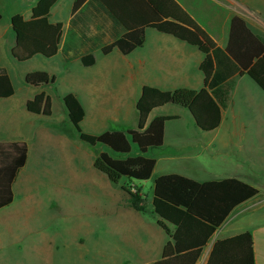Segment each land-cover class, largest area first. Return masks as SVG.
I'll return each instance as SVG.
<instances>
[{
  "label": "crops",
  "instance_id": "0c3cea01",
  "mask_svg": "<svg viewBox=\"0 0 264 264\" xmlns=\"http://www.w3.org/2000/svg\"><path fill=\"white\" fill-rule=\"evenodd\" d=\"M16 1L29 4L30 7L26 12L17 9L14 15L22 14L29 19L39 0ZM131 1L151 22L173 20L185 24L199 31L213 47L226 48L231 20L236 15L243 17L255 34L264 37V0ZM74 4L75 0H59L51 10V21L63 23L65 32L74 14ZM40 56L37 55L29 61L35 63ZM95 56L96 64L92 67H84L80 60L66 63L60 53L50 58V61L41 62L38 67H33L32 62L30 68L19 72V78L24 79L26 86L24 93L18 95L15 88L12 97L0 99V142L24 141L29 147L27 163L18 173L13 185L14 201L0 211L10 216L11 208L23 201L24 206L36 190H98L103 202L93 210L92 216L98 221V228L82 231L81 236H76L72 243L82 247L90 241L99 240L110 250L112 243L118 242L123 245L109 255L112 260L109 264L155 263L163 258L164 247L175 233V226L164 222L166 230L160 225L162 220L155 213L153 196L144 211H136L130 206L124 188L127 186L134 191H141L133 181L129 180L121 186L113 184L107 175L95 168L98 152L106 150L100 146L91 147L81 141L63 98L73 93L81 101L86 116L80 127L85 133L100 135L107 131L134 129L138 124L137 103L145 85L162 90L201 91L204 88L205 76L200 69L204 54L198 47L173 35L147 28L145 44L131 54L124 55L115 49L109 55L98 50ZM0 66L7 69L13 81L11 71L1 61ZM38 70L47 71L54 76V83L41 87L28 84L26 75ZM245 77L247 75L235 77L231 104L226 110H222V121L214 130L206 131L199 127L191 110L178 105L168 104L150 114L148 123L159 116L178 118L165 125L164 145L160 148L162 153L156 156L152 150L149 152L157 160L150 180L155 183L162 175L176 173L200 182L237 178L254 186L246 176L232 171L231 168L237 167L239 163H233L231 157L225 162L228 163L225 169L218 175L210 167L211 164L206 162L209 156L216 154L214 139L207 138L217 135L222 127L224 114L233 105L239 82ZM261 91L253 89V95L248 98V102L253 111L262 117V127L248 134L247 142L242 144L252 156V163H257L256 157L259 161L262 159L256 154L255 148L264 149V91ZM42 92L52 100L51 116L36 115L27 109V102ZM185 118L190 119L192 124L178 127L171 125L182 122ZM240 132L238 126L232 129L233 136L242 141L246 136ZM224 153H228L227 156L233 154L229 151ZM171 161L186 165L188 170L181 172L165 168L164 163ZM263 163L261 161L259 164ZM141 193L144 195L142 191ZM18 196L20 199H17ZM253 199L237 207L229 215L211 237L196 264H207L218 240L247 231L253 235L256 264H264V205L260 201L251 204ZM255 210L261 211L258 212L259 218L247 221L244 218L246 214ZM1 222L13 232L15 221ZM53 246L51 241L44 242L41 247L44 260Z\"/></svg>",
  "mask_w": 264,
  "mask_h": 264
},
{
  "label": "trees",
  "instance_id": "16d2710c",
  "mask_svg": "<svg viewBox=\"0 0 264 264\" xmlns=\"http://www.w3.org/2000/svg\"><path fill=\"white\" fill-rule=\"evenodd\" d=\"M59 0H39L29 19L22 14L11 17L15 44L14 59L26 62L37 55L53 58L59 53L66 63L80 60L84 67L96 64L95 52L109 55L118 49L129 55L146 41V29L154 28L173 35L200 49L204 58L200 69L205 76L201 91L191 89L162 90L145 85L137 103L138 124L127 131H107L92 135L82 131L86 116L79 98L69 93L63 101L81 141L109 151L98 152L95 168L108 176L113 184L123 177L131 182L149 180L157 160L150 150L164 145L165 125L178 119L159 116L148 123L150 114L168 104L190 109L199 127L216 129L222 121V110L232 101L234 79L249 76L264 91V37L255 34L246 20L236 15L231 20L226 48L211 46L199 31L173 20L151 22L131 0H75L74 14L65 32L63 23H53L51 10ZM3 14L0 11V21ZM28 84L41 87L54 83L47 71L29 72ZM15 94L13 81L6 68L0 66V99ZM29 112L51 116L52 100L42 92L27 102ZM29 147L24 141L0 142V209L14 201L13 185L28 160ZM128 203L136 211H144L146 195L125 187ZM260 195V190L237 178L200 182L180 174L162 175L155 180L153 207L164 222L176 231L165 245L163 258L151 264H196L214 233L239 206ZM207 264H256L254 239L250 231L218 240Z\"/></svg>",
  "mask_w": 264,
  "mask_h": 264
},
{
  "label": "rangeland",
  "instance_id": "374dc122",
  "mask_svg": "<svg viewBox=\"0 0 264 264\" xmlns=\"http://www.w3.org/2000/svg\"><path fill=\"white\" fill-rule=\"evenodd\" d=\"M29 7V4L19 3L16 0H0V11L3 14V19L0 21V61L11 71L18 95H22L26 87L24 79L19 78V72L30 68L32 62L33 67H38L41 62L51 60L40 56L38 57L39 61L37 60L35 63L34 61L19 62L11 54V47L15 44L11 17L17 9L26 12ZM239 83L233 105L224 114L222 127L217 135H210L207 138L208 140L214 139L216 154L209 156L206 162L211 164L210 167L215 170L216 175L225 169L228 164L225 162L229 157L232 158L233 163L238 162L239 165L233 166L232 171L238 175L246 176L260 190V195L254 198L251 204L260 201L261 205H264V163L259 164L264 161V149L255 148L256 154L262 159L259 161L260 159L256 157L257 163H252V156L248 154L247 147L242 146L247 142L248 134L262 127L263 123L260 120L262 117L253 111L248 102V98L253 95V89L262 91L249 76ZM184 124L191 125L192 121L185 118L182 122L171 125L178 127ZM235 126H238L240 133L246 136L242 141L232 134V129ZM100 147L109 151L105 146ZM167 149L170 150V148ZM226 151L233 154L227 156L228 153H224ZM152 153L158 156L162 151L157 148L153 149ZM164 166L167 169L180 170L181 172L188 170L186 165L172 161L164 163ZM186 173L189 174V171ZM128 182V178L123 177L117 184L121 186ZM133 182L147 196L149 202L153 196V180L149 179L144 182L134 180ZM50 189L33 191L24 206L23 201L11 208L10 216H6V212L0 211V264H80V262L109 264L112 261L109 259V255L114 254L116 248L123 244L114 242L111 249L108 250L107 246L105 247L104 243L99 240L90 241L82 247L72 243L76 236H81L82 231L98 228V221L92 216L93 210L103 202L102 195L97 193L99 191L86 190V188L73 191ZM17 199L20 197L18 196ZM258 212L261 211H249L244 218L247 221L251 218L258 219L260 216ZM6 220L15 221L13 232L1 222ZM46 240L47 243L49 241L54 243V246L48 250V257L44 260L41 247ZM58 245L59 248H57Z\"/></svg>",
  "mask_w": 264,
  "mask_h": 264
},
{
  "label": "built area",
  "instance_id": "2783aa9c",
  "mask_svg": "<svg viewBox=\"0 0 264 264\" xmlns=\"http://www.w3.org/2000/svg\"><path fill=\"white\" fill-rule=\"evenodd\" d=\"M134 191V190H133ZM135 192V191H134Z\"/></svg>",
  "mask_w": 264,
  "mask_h": 264
}]
</instances>
